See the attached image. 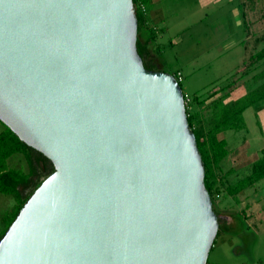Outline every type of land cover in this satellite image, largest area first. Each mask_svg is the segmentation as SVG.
Instances as JSON below:
<instances>
[{"label": "water", "instance_id": "1", "mask_svg": "<svg viewBox=\"0 0 264 264\" xmlns=\"http://www.w3.org/2000/svg\"><path fill=\"white\" fill-rule=\"evenodd\" d=\"M136 41L132 0H0V122L53 170L0 264L207 263L219 223L183 92Z\"/></svg>", "mask_w": 264, "mask_h": 264}, {"label": "rangeland", "instance_id": "2", "mask_svg": "<svg viewBox=\"0 0 264 264\" xmlns=\"http://www.w3.org/2000/svg\"><path fill=\"white\" fill-rule=\"evenodd\" d=\"M210 1L172 0L171 29L162 32L160 58L155 60L158 66L160 59L164 63L163 72L181 78L180 87L188 97L189 112L204 116L206 104L200 105L201 100L216 92L218 98L222 95L219 89L226 84L231 85L227 90L229 100L246 93L252 77L264 67V60L257 63L252 60L264 48V0H222L219 4ZM256 17L259 20L254 21ZM174 38L179 41L176 46L170 45ZM250 117L247 113L248 120ZM258 127L264 136V128L260 124ZM5 128L0 122V132ZM6 167L28 172L23 157L18 154L7 160ZM259 186L264 189V179ZM215 203L220 207L235 204L222 195L215 197ZM254 203L257 213L264 214L263 194ZM14 204L11 197L0 194V219ZM206 264H264V227L248 228L245 223H235L234 218L229 223L223 221Z\"/></svg>", "mask_w": 264, "mask_h": 264}, {"label": "trees", "instance_id": "3", "mask_svg": "<svg viewBox=\"0 0 264 264\" xmlns=\"http://www.w3.org/2000/svg\"><path fill=\"white\" fill-rule=\"evenodd\" d=\"M148 2L149 0H132L137 19L136 49L142 59L144 68L157 70V65L150 51L156 35L147 29L144 24ZM141 6L145 8L144 13L141 12ZM252 60L255 63L264 60V48L258 54H255ZM219 85L221 84L219 83ZM250 85L251 87L243 96L233 101L227 100L229 97L227 90L231 87L230 84H226L219 89V93L222 95L218 98L215 97L218 92L211 93L199 102L201 105L205 101H210L204 106L206 108L205 116L200 112L190 113L185 107L188 125L193 131L197 148L204 164V186L212 201L213 210L218 216V233L221 230L223 220L219 216L215 197L220 198L221 195L223 198L235 197L241 191L264 178V152L252 166L251 174L238 183H226L224 179L225 173H222L220 169V163L227 156L228 151L226 143L219 140L218 135L228 130L239 131L243 129L242 113L247 108L264 100V67L252 77ZM16 154L23 157L28 168L27 173L6 167L7 160ZM39 163H42L43 168L39 166ZM52 171V167L44 157L19 141L10 130L5 128L4 131L0 132V194L11 197L15 202L14 206L1 216L0 220L3 224V229L0 231V238L27 198Z\"/></svg>", "mask_w": 264, "mask_h": 264}, {"label": "crops", "instance_id": "4", "mask_svg": "<svg viewBox=\"0 0 264 264\" xmlns=\"http://www.w3.org/2000/svg\"><path fill=\"white\" fill-rule=\"evenodd\" d=\"M221 1L222 0H211L210 3L219 4ZM171 2L172 0H149L147 3L144 24L147 29L151 30L156 35L154 44L150 47L154 61L160 58L159 49L162 32H168L171 29L169 26L170 16L173 14L170 9L172 8ZM253 19L254 21L259 20L258 17ZM177 42H179L178 39H171L170 45L176 46ZM159 61L160 63L158 64H160V66L156 63L157 70L164 71V63H162L161 59ZM244 94V92L239 93L236 97L227 100L233 101ZM209 102L210 101L208 100L204 103L208 104ZM247 113L251 116L249 120L247 119ZM242 119L244 122L243 129L239 131L228 130L221 132L218 135V139L226 143V149L228 151L227 156L220 163V169L222 173H225L224 179L228 184L238 183L241 180L246 179L251 174L252 166L258 161V159H260L264 152V136L258 127L260 124V127L264 128V100L247 108L242 113ZM263 179L241 191L235 197H226L227 200L231 202L234 201L235 204L232 203V205L218 206L220 217L225 219L223 221L229 223L231 218H234L235 223L236 221H239L242 224L245 223L248 228L251 227L258 230L259 228L262 229L264 227V221H262L264 219V214L260 212L257 213V204L254 203L257 197H260L262 194L264 196V189L259 186V183ZM251 215L252 217H250ZM225 231H228V229H225Z\"/></svg>", "mask_w": 264, "mask_h": 264}, {"label": "built area", "instance_id": "5", "mask_svg": "<svg viewBox=\"0 0 264 264\" xmlns=\"http://www.w3.org/2000/svg\"><path fill=\"white\" fill-rule=\"evenodd\" d=\"M140 9H141V12H143V13L145 12V8L143 6H141ZM174 78L177 80V82H179L181 80V78L179 76L178 77L174 76ZM183 98H184V104H185L184 106L187 107V103L189 101L188 97L186 95H183Z\"/></svg>", "mask_w": 264, "mask_h": 264}, {"label": "flooded vegetation", "instance_id": "6", "mask_svg": "<svg viewBox=\"0 0 264 264\" xmlns=\"http://www.w3.org/2000/svg\"><path fill=\"white\" fill-rule=\"evenodd\" d=\"M36 179H37V178H36ZM36 179H35V180H36Z\"/></svg>", "mask_w": 264, "mask_h": 264}, {"label": "clouds", "instance_id": "7", "mask_svg": "<svg viewBox=\"0 0 264 264\" xmlns=\"http://www.w3.org/2000/svg\"><path fill=\"white\" fill-rule=\"evenodd\" d=\"M180 83V82H179Z\"/></svg>", "mask_w": 264, "mask_h": 264}]
</instances>
